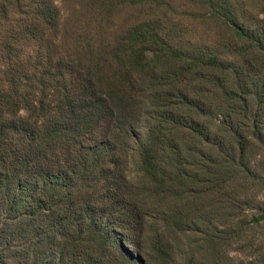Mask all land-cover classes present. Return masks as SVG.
<instances>
[{
  "label": "trees",
  "instance_id": "obj_1",
  "mask_svg": "<svg viewBox=\"0 0 264 264\" xmlns=\"http://www.w3.org/2000/svg\"><path fill=\"white\" fill-rule=\"evenodd\" d=\"M24 8L30 18L19 19ZM0 18V230L21 223L5 248L19 239L32 261L65 264L67 250L31 245L94 227L101 251L75 243L69 264H225L221 243L237 231L215 218L230 208L222 190L237 167L263 178L264 163L246 160L247 127L262 131L247 113L264 105L244 94L259 85L169 40L150 18L111 36L78 27L61 48L54 0H0ZM90 176L103 199L78 202L71 188ZM126 234L139 257L125 251Z\"/></svg>",
  "mask_w": 264,
  "mask_h": 264
},
{
  "label": "rangeland",
  "instance_id": "obj_2",
  "mask_svg": "<svg viewBox=\"0 0 264 264\" xmlns=\"http://www.w3.org/2000/svg\"><path fill=\"white\" fill-rule=\"evenodd\" d=\"M54 2L60 11L59 37L54 36L56 40L59 38V48L65 46L78 27L84 29L94 25L97 28L100 25L107 29L111 36L125 32L132 23L141 18H150L162 24V32L169 40L205 58L217 56L219 60L227 62L226 66L231 69L235 78L241 77L248 86L258 84L259 89L251 87L250 92L244 96L259 98L262 96L264 105V0H54ZM23 12L25 13L19 12V19L27 18L25 8ZM3 20L6 19L0 18V22ZM234 25H240L246 30V39L240 41L241 39L236 38L231 30ZM254 115H257L262 131L258 137V134H254L252 129L247 127L246 131L252 138L247 140L246 160L251 164L259 161L264 163V106L262 111L256 112L251 109L247 113L251 119ZM262 169L263 173L260 175L263 178L259 179L258 176L255 177V172L237 167L239 170L237 178L230 182L226 190H222L223 201L229 204L230 208L226 212L220 210L215 218L222 222H230L229 227H234L237 231L233 239L221 243L222 259L225 264H264V218L255 219L264 212V164ZM103 184L102 181L95 183L93 176L86 180L80 177L74 182L71 193L78 202L88 198L91 192L95 194L97 200H102L99 191L102 190ZM91 213L97 216L100 214L96 209ZM226 214L232 215L227 217ZM9 222L0 230V264H43L40 260L35 262L26 257L27 248L20 245L19 239L13 243L15 246L5 248L6 240L19 233V230L15 233L13 230L19 229L21 224L13 220ZM42 234L45 240L31 245L33 253L45 252L44 249L50 246L51 254L67 250L65 264H69L73 256L71 253L73 244H85L87 250H93L97 254L104 242L101 232L96 231L94 227L86 229L80 240L75 238L78 235L75 234L62 241L54 239L51 243L49 235ZM129 234L131 240L136 242L140 240L139 234L135 235V232ZM58 237L60 238V236L56 238ZM130 237L128 236L129 240H122L124 249L139 257L137 246L130 242ZM114 249L115 246L110 248L114 253V259L118 260ZM82 263V260L78 261V264Z\"/></svg>",
  "mask_w": 264,
  "mask_h": 264
}]
</instances>
